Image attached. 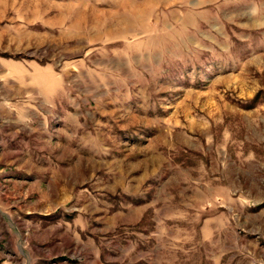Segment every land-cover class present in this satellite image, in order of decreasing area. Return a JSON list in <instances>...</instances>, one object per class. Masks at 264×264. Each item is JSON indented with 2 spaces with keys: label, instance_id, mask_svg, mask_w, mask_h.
I'll list each match as a JSON object with an SVG mask.
<instances>
[{
  "label": "rangeland",
  "instance_id": "1",
  "mask_svg": "<svg viewBox=\"0 0 264 264\" xmlns=\"http://www.w3.org/2000/svg\"><path fill=\"white\" fill-rule=\"evenodd\" d=\"M142 1L0 0V264H264V0Z\"/></svg>",
  "mask_w": 264,
  "mask_h": 264
},
{
  "label": "crops",
  "instance_id": "2",
  "mask_svg": "<svg viewBox=\"0 0 264 264\" xmlns=\"http://www.w3.org/2000/svg\"><path fill=\"white\" fill-rule=\"evenodd\" d=\"M147 2V0H144V1H142L141 3L142 4H144V3H146ZM120 4L121 3H118V5L120 6ZM121 6H124L123 4H121ZM126 6V5H125ZM124 10H126V7H124ZM126 12V11H125ZM146 11H144V13H145ZM114 22H116V23H118V22H126V18H125V16H120V18H117V19H115L114 20Z\"/></svg>",
  "mask_w": 264,
  "mask_h": 264
}]
</instances>
